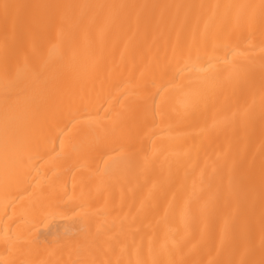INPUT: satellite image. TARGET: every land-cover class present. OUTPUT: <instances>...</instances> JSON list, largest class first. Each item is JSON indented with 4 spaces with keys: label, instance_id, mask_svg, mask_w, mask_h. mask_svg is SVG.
<instances>
[{
    "label": "bare ground",
    "instance_id": "1",
    "mask_svg": "<svg viewBox=\"0 0 264 264\" xmlns=\"http://www.w3.org/2000/svg\"><path fill=\"white\" fill-rule=\"evenodd\" d=\"M0 264H264V0H0Z\"/></svg>",
    "mask_w": 264,
    "mask_h": 264
}]
</instances>
